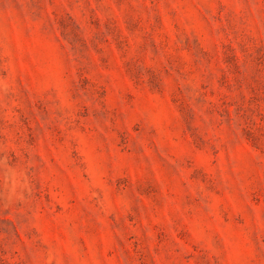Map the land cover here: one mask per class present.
<instances>
[{
  "label": "rangeland",
  "instance_id": "rangeland-1",
  "mask_svg": "<svg viewBox=\"0 0 264 264\" xmlns=\"http://www.w3.org/2000/svg\"><path fill=\"white\" fill-rule=\"evenodd\" d=\"M0 264H264V0H0Z\"/></svg>",
  "mask_w": 264,
  "mask_h": 264
}]
</instances>
